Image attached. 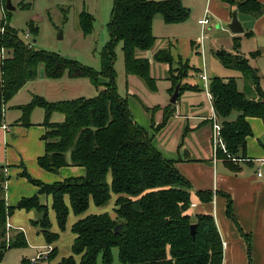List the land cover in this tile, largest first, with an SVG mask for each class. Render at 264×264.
<instances>
[{"label": "trees", "instance_id": "obj_1", "mask_svg": "<svg viewBox=\"0 0 264 264\" xmlns=\"http://www.w3.org/2000/svg\"><path fill=\"white\" fill-rule=\"evenodd\" d=\"M221 1L253 17H260L264 12V6L257 0ZM3 4L6 19L0 22V29L6 25L3 34L0 32V52L4 49L7 56L0 58V125L5 106L26 84L37 80L41 65L49 80L65 76L88 79L101 89L90 99L50 102L42 96H34L30 103L18 107L22 111L20 122L26 127L32 125L31 115L35 109L45 112L46 132L42 137L45 155L38 159L43 170L56 173L67 166L86 169L83 178L52 185L34 180L26 170L22 173V177L39 188L40 194L52 198V209L61 231L66 230L70 211L81 216L91 203L102 207L116 196L115 217L108 213L92 214L77 221L72 227L76 235L72 255L56 263L58 249L54 248L47 257V264H97L99 258L104 264H112L115 248L121 264H222V242L213 216L200 215L192 221L187 215L191 204L189 182L174 162L153 146L148 131L135 122L127 99L119 95L117 87L116 52L122 44L126 74L142 79L151 90L155 89L150 61L138 57V53L153 49L156 42L153 22L158 15L167 25L188 21L190 11L183 6L182 0H113L108 24L110 40L101 51L100 72L56 53L28 46L10 26L8 14L11 11L6 8L7 0H3ZM25 6L27 8L26 4L22 8ZM93 23L90 13L80 14L79 24L85 36L92 33ZM28 29L31 34L38 35V27H33L31 22ZM234 42L235 54L220 51L217 56L225 68L241 73L247 90L240 92L233 78L214 77L210 92L214 111L222 121L221 134L227 150L231 156H238L246 146V138L252 134L247 119L256 117L264 122V92L258 70L248 58L239 54L240 38H235ZM155 60L172 65L169 50L157 52ZM183 69V73L178 72L176 78L171 79L172 93L183 79L180 77H187L189 66ZM188 88L181 86L180 91ZM234 112L239 116L231 122L228 119ZM174 113L175 105L164 108L163 122L159 126H166ZM54 114L63 115L64 121L53 122ZM6 181L4 167L0 166L1 256L9 249L26 246L20 237H16V242L12 240L9 246L6 240L7 219L17 209L45 213L44 220L34 224L40 227L49 245L57 242L60 235L51 232L47 206L41 205L36 196L9 207L4 194ZM202 198L210 201L211 194H202ZM228 213L231 216L230 210ZM192 225H196L195 236L191 234ZM117 226H120L119 234L114 232ZM76 257H80L79 262ZM23 264L28 262L24 260Z\"/></svg>", "mask_w": 264, "mask_h": 264}, {"label": "crops", "instance_id": "obj_2", "mask_svg": "<svg viewBox=\"0 0 264 264\" xmlns=\"http://www.w3.org/2000/svg\"><path fill=\"white\" fill-rule=\"evenodd\" d=\"M257 1L264 6V0ZM182 3L190 11L188 21L182 24L167 25L163 18L164 24L158 20V17H155L153 22L155 45L150 51L138 53V57L150 61L151 76L156 82L159 79L153 75L154 66L156 64L159 66L164 65L165 77L160 78V81H162L164 93H167L169 98L173 96L171 92L173 85L170 77L171 72H176L188 65L187 77L178 85H180V88L184 85L189 86V88L180 91L178 101L175 104V113L169 119L167 125L160 129L159 125L164 118V108L171 105V102L168 101L163 105L143 103L139 96L136 97L137 95L129 93V80L134 79L136 76H129L125 73L128 96L126 99L129 109L135 122L148 131L153 146L166 159L173 161L179 173L189 182L191 186V204L186 212L187 215L192 221H196V218L200 215L213 216L222 242V264H264V122L256 117L248 118L247 121L252 134L246 138L245 148L239 152L238 156H231V159L227 156L225 158L221 156L215 160L211 122L214 108L208 97L206 83L201 79L202 74L205 72L207 75L208 72L202 70L203 62L200 60L202 45L198 43L200 32L204 36L207 29L213 25L218 29L228 28V25L232 22V14L236 9L221 0H182ZM2 8L6 15L3 3ZM206 13H209L211 23L202 32L199 21ZM238 14L245 32L235 35L228 28L227 30L231 35L229 41L240 38L239 54L248 58L250 64L258 70L261 89L264 92V12L260 17H253L240 12ZM158 24L162 27L160 34L156 33V25ZM251 40L254 44L252 49L248 44ZM215 44L218 45V43ZM233 45L235 46V42L232 41L231 45L222 48H226L229 53L235 54ZM163 50H169L172 65L155 60L156 53ZM193 55L197 57V64L192 59ZM225 69L229 72L222 73L220 78L225 80L236 79L239 91L245 92L247 84L241 73L233 69ZM0 77H2L1 73ZM207 78L210 87L212 77L208 74ZM37 79H41L46 85H49L50 82L56 83L63 80L65 82L62 83L66 84L81 80L70 79L67 76L60 80H49L46 78L41 66ZM35 81L26 84L19 93ZM55 89V84L49 87L47 90H50L48 96ZM57 90L60 91L61 89L58 88ZM76 91L73 88L72 91L66 92V94L75 93ZM52 95H57V93ZM34 96L44 95L31 94V100ZM44 98L51 102H59L79 97L72 96L55 100L49 99L47 96ZM129 98L130 100H128ZM254 98L257 99L255 95ZM11 101L5 106L4 119L0 125V166L4 167V173L7 177L4 185L7 205L16 207L22 199L38 196L41 205L47 206L48 218L53 224L50 219V214L53 213L52 198L40 194L39 188L22 177V173L26 170L34 180L52 185L71 178H83L86 175V169L84 167L67 166L56 173L43 170L38 165V159L45 155V143L42 140L46 132V127L43 125L45 112L42 113L41 117L39 111L42 109H35L31 115L32 125L26 127L20 122L22 111L18 107L22 105L9 106ZM131 101L141 104L142 108L140 109L136 104L135 107H131ZM157 106L160 109L155 110ZM150 111H155L151 118H149L151 116ZM59 115L61 114H54L52 121L56 123L63 122V115L55 119ZM238 116L239 113L234 112L228 120L233 122ZM219 122L222 126L220 119ZM169 129H172V131ZM68 160L70 162V157H68ZM202 194H211V200L204 201ZM229 210L231 216L228 213ZM39 217L40 214L36 211L17 209L8 217L6 223L8 246L12 240L16 242V237H20L21 240L26 242V246L13 248V250L23 248L24 250L29 248L46 250L38 253L36 257L24 259L28 264H31L34 258L46 257L54 248H57L52 247L55 243L52 245L47 243L41 230L34 224L35 221L38 222ZM55 220L57 223L56 217ZM13 250H7L2 256L0 254V264L5 263L7 256ZM56 259L54 262H56ZM41 261L47 264V259Z\"/></svg>", "mask_w": 264, "mask_h": 264}, {"label": "rangeland", "instance_id": "obj_3", "mask_svg": "<svg viewBox=\"0 0 264 264\" xmlns=\"http://www.w3.org/2000/svg\"><path fill=\"white\" fill-rule=\"evenodd\" d=\"M2 3L3 0H0V22L6 19L4 9L2 8ZM11 4L15 8V10L11 11L10 14H8L10 26L18 31L19 37L23 39V41L28 46L32 45L35 50H44L47 52L56 53L61 57L75 60L80 64L90 67L98 72L101 71V51L110 40L108 24L111 20L113 0H11ZM24 4L27 5V8L25 6V8L23 9L22 7ZM84 11L90 13L94 17L93 31L90 35L87 36L83 34L79 24L80 14ZM157 17L159 18L158 20H160L161 23L164 24L162 21V17L160 15H158ZM29 22L33 24V27H38L39 31L37 36L29 32ZM6 23H8V20ZM4 26L0 29L1 34H3L4 32ZM156 28V33L160 34L162 27L158 24L156 25ZM227 29L228 28L218 29L215 25H213L207 29V32L204 36L200 32V36L198 38V43L202 45V52L200 50V53L202 55L200 56V60H202L203 62L202 70L208 72L207 75L210 74V77H212V79L214 77H222V73L229 72L224 68L219 57L217 56V53L220 51L229 52L226 50V48L223 49L222 47H227L228 45H231L232 41L234 42V40L229 41V36L231 35ZM28 32L30 34V39L24 40V35L28 34ZM34 40H36L35 43ZM215 43H218V45ZM248 44L252 49L254 45L253 41L251 40ZM116 53L117 59L115 69L118 76V93L121 97L127 98L128 96L125 84L126 71L122 44H119ZM6 56L7 55L5 52V58ZM192 59L196 63L197 57L193 55ZM41 67L43 68V72L45 73V67L43 65H41ZM183 70L185 69H178V71L176 72H171V79L176 78L178 72L183 73ZM153 75L159 79V81L157 82L155 80V89L151 90L142 79L135 77L134 79L129 80V93L137 95L136 97L139 96L142 102L147 105H163L168 101H171V98H169L168 94L164 93V87L162 85V81H160V78L165 77L164 65L159 66L156 64L153 69ZM181 78H183L182 80H184V77H180V79ZM62 82L65 81L63 80L56 83L50 82L49 85H46V83L42 82L41 79H37L34 83L25 87L23 91L11 101L9 106L27 105L31 101V94L34 93L44 95L42 97L47 96L49 99L54 100L61 98H70L72 96L90 99L96 97L101 90L94 87L87 79L75 81L78 85L75 84L74 81H72L71 84ZM54 84L56 86V89L48 96V92L52 88L49 91L47 90ZM58 88H60L61 90H57ZM73 88L77 90L75 93L66 94V92L72 91ZM53 93H57V95H52ZM128 100H130V98ZM131 104V107H135L136 104L140 109L142 108L141 104H137L134 101H131ZM157 109H160L159 106L155 107V110ZM142 111L144 112L145 110L143 109ZM39 112L42 117V113L44 111L40 110ZM153 112L155 111L149 112L151 115L149 116V118L153 116ZM59 117L62 116L59 115L58 117H55V119ZM159 127L161 129V126ZM169 130L172 131V129ZM115 200L116 196L113 195L110 202L102 207H97L95 204L91 203L88 211L81 216H76L72 211H70L65 231L59 230V227L55 220V212L53 211V213L50 214V219L53 222L51 232L59 233L60 235L59 240L52 246L57 247L59 250L56 262L60 261L62 258H66L72 255V245L76 237V235L71 230L72 225L92 214L108 213L112 217H115ZM38 229L41 230L40 227H38ZM41 251L43 252L46 250L31 248H29L28 250H24V248L13 250L7 256L4 264H23L24 259H31L33 257H36ZM112 253V264H121L119 260L118 249H113ZM76 259L78 262L80 261V257H76ZM39 263L45 264L44 261H39ZM97 264H104L101 258H99Z\"/></svg>", "mask_w": 264, "mask_h": 264}, {"label": "built area", "instance_id": "obj_4", "mask_svg": "<svg viewBox=\"0 0 264 264\" xmlns=\"http://www.w3.org/2000/svg\"><path fill=\"white\" fill-rule=\"evenodd\" d=\"M211 23V18L209 16V13H206V15L199 21V25L202 28V32H204L206 26H208ZM30 39V34L24 35V40H29ZM32 47V45H29ZM5 58V52L2 49L1 50V59ZM201 79L206 83V90L208 92V97L211 103H213V96L210 92V87H209V81L207 78V75L205 72L202 74ZM212 142H213V156L215 160H217L220 157V154L227 156L228 158L231 159V155L229 154L227 150V146L225 141L223 140L222 137V126L219 122V118L217 117L216 113L213 112L212 118ZM233 159V158H232ZM48 257V255L46 256ZM45 256H40L38 258H35L31 261V264H39V261L47 259Z\"/></svg>", "mask_w": 264, "mask_h": 264}, {"label": "water", "instance_id": "obj_5", "mask_svg": "<svg viewBox=\"0 0 264 264\" xmlns=\"http://www.w3.org/2000/svg\"><path fill=\"white\" fill-rule=\"evenodd\" d=\"M6 8L8 11H13L15 10V8L12 6L11 4V0H7V5ZM239 11L236 9L233 14H232V22L228 25L229 30L235 34V35H240L243 34L245 32L244 27L239 19ZM62 37V36H61ZM36 42V40H34V43ZM179 94H180V85H178L175 89V92L173 94V96L171 97V104H176L179 98ZM45 218V213H41L38 222H42ZM114 232L116 234L120 233V226H117L114 230ZM195 232H196V225H192L191 226V234L193 236H195Z\"/></svg>", "mask_w": 264, "mask_h": 264}]
</instances>
